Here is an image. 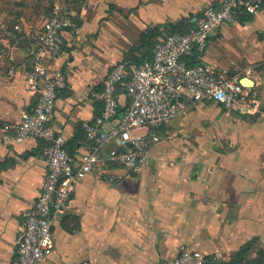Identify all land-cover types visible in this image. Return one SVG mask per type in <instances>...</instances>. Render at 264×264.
<instances>
[{"label": "crops", "instance_id": "1", "mask_svg": "<svg viewBox=\"0 0 264 264\" xmlns=\"http://www.w3.org/2000/svg\"><path fill=\"white\" fill-rule=\"evenodd\" d=\"M50 1L0 0V131L36 104L27 83L29 51ZM66 1L77 27L64 33L63 53L51 64L68 78L53 125L79 156L86 146L82 124L102 113L100 94L113 66L154 51L169 25L221 0ZM151 31L156 37L142 45ZM210 42L205 62L264 84V7L248 21L223 26ZM217 42L241 49L243 62L219 55ZM127 102L122 96V109ZM214 104H198L163 127L142 174L116 184L96 175L82 180L56 221L55 251L43 264H172L181 244L225 262L249 243L254 256L264 251V101L249 114L215 104L214 124L226 132L207 141ZM46 174L44 143L0 145V264H16V243Z\"/></svg>", "mask_w": 264, "mask_h": 264}, {"label": "built area", "instance_id": "2", "mask_svg": "<svg viewBox=\"0 0 264 264\" xmlns=\"http://www.w3.org/2000/svg\"><path fill=\"white\" fill-rule=\"evenodd\" d=\"M263 7L264 0H221L219 6L190 16L187 32H168L151 58L141 63L122 60L113 66L100 94L103 111L82 124L86 146L74 156L53 125L59 93L68 78L51 64L62 55L64 33L75 29L77 20L66 0H52L29 51L34 64L27 83L36 104L11 128L0 131L3 146L28 139L45 144L47 174L16 243V264H43L55 251L54 226L78 184L89 175L116 184L127 175L142 174L152 147L160 142L159 131L184 112L201 103L243 114L260 109L264 100L257 86H243V76L208 64L204 55L223 26L238 22L241 15L258 16ZM122 96L128 102L120 113ZM138 129L145 132L137 134ZM220 261V254L207 255L181 244L172 264Z\"/></svg>", "mask_w": 264, "mask_h": 264}, {"label": "rangeland", "instance_id": "3", "mask_svg": "<svg viewBox=\"0 0 264 264\" xmlns=\"http://www.w3.org/2000/svg\"><path fill=\"white\" fill-rule=\"evenodd\" d=\"M52 2V0L50 1ZM49 2V3H50ZM211 43V42H210ZM216 44H218V48H216V52L219 54V55H223L225 58H227V60L231 63V64H235V63H239V62H243V57H242V53L243 51L241 49L238 50V48L235 46V47H232L231 44L229 43H223V44H220L219 42H217ZM208 51V49H207ZM256 68H260L261 66L259 65V63H256L254 64ZM262 76V79L264 80V73L261 74ZM259 91L262 93V96L264 98V84L258 88ZM262 98V99H263ZM263 105V104H262ZM262 105L260 106V108L262 107ZM261 110V109H258V111ZM222 111H227V110H224L222 109ZM260 112V111H259ZM209 120L211 122H213L209 127H207L204 131V135L205 136L204 138L208 141H212L213 139H215L216 137V140H218L221 136H223V134H225L226 132V129L224 130V128L222 127H219L218 125H215L214 122L215 120H217V117L219 116L220 114V110H219V107L218 105H212L209 109ZM223 125V123H222ZM229 125L227 124V127ZM225 131V132H224ZM145 132V129H138L136 131L137 134H142ZM225 140V139H224ZM256 260H257V257L256 255L254 256V254H250L249 256H247V258L243 261V264H256Z\"/></svg>", "mask_w": 264, "mask_h": 264}, {"label": "trees", "instance_id": "4", "mask_svg": "<svg viewBox=\"0 0 264 264\" xmlns=\"http://www.w3.org/2000/svg\"><path fill=\"white\" fill-rule=\"evenodd\" d=\"M52 5V3H51ZM49 10H50V6H49ZM252 16L249 15H241L238 18L239 22H245L248 21ZM189 30V23H188V19L184 20L180 23L177 24H171L168 26V31L169 32H187ZM156 32L155 31H151L147 36H143L142 38V45L147 44L148 41L151 39V43L152 40L156 37ZM156 41H153V47L152 49H154V46ZM153 55V51L149 52L147 55H139V54H131L129 56H127L124 60H129V61H134L137 63H141L142 61L151 58V56ZM196 62V61H195ZM197 63V62H196ZM123 105V104H122ZM124 107V105L122 106ZM126 107V105H125ZM124 109H121L120 113L124 112ZM256 110H251L249 113H253ZM247 113V114H249ZM68 151L73 155V152H71L69 149ZM253 249V243H249L245 246H243L236 254L235 256L229 261V262H225V261H220L219 263H215V264H243V261L247 258V256H249L251 254V250ZM257 260H256V264H264V251H258L257 255Z\"/></svg>", "mask_w": 264, "mask_h": 264}, {"label": "water", "instance_id": "5", "mask_svg": "<svg viewBox=\"0 0 264 264\" xmlns=\"http://www.w3.org/2000/svg\"><path fill=\"white\" fill-rule=\"evenodd\" d=\"M240 83H241L243 86H245V87H249V88H253V87L256 86L255 81L252 80V79L249 78V77H242V78L240 79ZM263 111H264V109H263Z\"/></svg>", "mask_w": 264, "mask_h": 264}]
</instances>
